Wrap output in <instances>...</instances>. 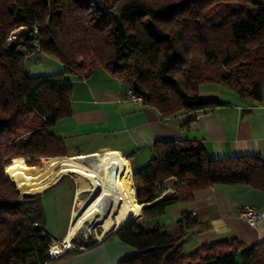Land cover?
<instances>
[{
    "label": "trees",
    "instance_id": "trees-1",
    "mask_svg": "<svg viewBox=\"0 0 264 264\" xmlns=\"http://www.w3.org/2000/svg\"><path fill=\"white\" fill-rule=\"evenodd\" d=\"M34 53L57 59L62 72L29 74L26 59ZM97 68L163 117L222 104L202 98L207 84L260 100L264 0H0V264L50 259L53 239L40 193H19L5 170L16 161L34 166L40 157L66 153L49 128L71 113V76ZM131 172L143 207L138 221L116 232L135 248L118 264H264V239L247 245L233 238L188 252L187 237L205 226L197 216L184 211L169 229L148 221L167 217L170 207L213 184L264 190L258 156L212 158L193 140H159L147 162ZM170 177L174 192L160 197Z\"/></svg>",
    "mask_w": 264,
    "mask_h": 264
},
{
    "label": "crops",
    "instance_id": "crops-1",
    "mask_svg": "<svg viewBox=\"0 0 264 264\" xmlns=\"http://www.w3.org/2000/svg\"><path fill=\"white\" fill-rule=\"evenodd\" d=\"M126 89L121 80L104 68H97L86 76H71V113L49 128L53 136L64 142L66 153L54 157L117 152L129 163L131 175L132 167L147 162L154 142L187 139L200 143L212 158L256 155L264 162V89L256 101L238 97L222 86L211 87L201 92L202 98L217 99L222 104L169 117H163L152 106L128 101ZM186 121H189L187 125ZM63 180L73 185L72 193L67 216L59 219L53 235L49 233L45 212V228L53 240H62L67 233L72 212L89 185L87 182L80 185L71 173L61 175L40 192L43 203L45 193L52 191L50 205L55 212L63 196L60 187ZM174 182L173 177L164 181L160 197L173 194ZM243 205L264 212V190L249 184H213L195 191L192 200L170 207L165 220L172 223L186 211L205 224L187 237L184 247H189L185 249L188 252L204 243L233 238L250 245L264 239V218L257 225H250L239 216ZM108 215L98 226L106 224ZM115 223L99 227L94 239L90 236L93 243H88L89 236L79 234L72 242L76 248L45 264H118L124 256L134 253L135 248L120 240Z\"/></svg>",
    "mask_w": 264,
    "mask_h": 264
},
{
    "label": "bare ground",
    "instance_id": "bare-ground-1",
    "mask_svg": "<svg viewBox=\"0 0 264 264\" xmlns=\"http://www.w3.org/2000/svg\"><path fill=\"white\" fill-rule=\"evenodd\" d=\"M112 169L115 172L111 175ZM70 173L78 182H87L89 185L83 191L87 193L86 196L76 205L78 211L75 207L72 212L71 224L62 239L65 246L72 248V238L82 227L97 230L110 212L112 214L108 216L113 215L115 229L128 225L141 215L142 206L135 199L129 163L117 152L50 157L35 169L17 162L5 170V175L21 194L42 192L61 175ZM79 193L78 190L77 201ZM76 211L77 216L74 215ZM55 248L61 249L58 243Z\"/></svg>",
    "mask_w": 264,
    "mask_h": 264
},
{
    "label": "rangeland",
    "instance_id": "rangeland-1",
    "mask_svg": "<svg viewBox=\"0 0 264 264\" xmlns=\"http://www.w3.org/2000/svg\"><path fill=\"white\" fill-rule=\"evenodd\" d=\"M19 31H20V29H17L14 32H15V34L17 33V35H18ZM26 70L31 75H47V74L60 73V72H62L63 67H62L61 63L57 59H55L53 57H50V56L42 54V53H34V54H32L31 56H29L26 59ZM211 85L212 84L202 85L201 88H200V92H205L206 90H208L210 88ZM60 157H62V156H60ZM43 158H45V159H43ZM48 159L49 158H47V157H40V158L37 159V162H36V164H34V166L29 165V164L26 163V161H25L26 157H24V162L27 165H29L28 167H30L32 169H35V168L40 167L45 162H47ZM17 162L18 161H16V163ZM18 163H20V162H18ZM27 165H25V166H27ZM78 183L80 185H85V183H82V182H78ZM60 187L63 189V191L61 190L62 191L61 194H63V196H62V199H61L60 203L57 205L58 208H55L56 212L50 205L53 202V199H51L53 197L52 191H51V193L49 191H47V193H45L44 198H43V203H44V206H45L46 217H48V229H49V233L51 235H53L56 232L59 219L62 218L63 215H65V217L67 216L68 207H69V201H70V196H71V193H72L73 185L71 183H67L66 180H63L61 182V186ZM55 189H56V187H54V190ZM31 194H35V193H31ZM86 194L82 193L81 196L85 197ZM141 209H142V207H141ZM141 209H140V214H141ZM112 217H113V215H112ZM140 217H141V215L138 218L132 220L131 222L138 221L140 219ZM107 218H108L107 221H106L107 226L105 224L104 226H101V228L110 227L111 224H114L113 218H111L109 216ZM166 218H167L166 216H164V218L163 217L150 218L148 221L150 223L160 222L161 224L165 225L164 229H169L171 227L172 223L170 221H166L165 220ZM97 230H99V228H97ZM95 231H96L95 228L86 230L84 227H82L78 231V233H75L74 237H78L79 234H81V235H84V236H86V235L89 236V237L91 236L94 239ZM91 237H90L89 241L92 242L93 240H91ZM74 240H75V238H74ZM74 240H73V242H74ZM89 241H88V243H91ZM188 248L189 247L186 248V246H185L184 250L188 249Z\"/></svg>",
    "mask_w": 264,
    "mask_h": 264
},
{
    "label": "built area",
    "instance_id": "built-area-1",
    "mask_svg": "<svg viewBox=\"0 0 264 264\" xmlns=\"http://www.w3.org/2000/svg\"><path fill=\"white\" fill-rule=\"evenodd\" d=\"M126 99L134 104H142L143 100L141 96L137 95L132 89H126ZM239 216L243 218L246 222H248L250 225H257L259 221H261L264 218V212H257L256 209L250 205H243L240 209ZM75 235V234H74ZM74 236L72 238V242L74 240ZM56 243H58V246L61 247L60 250H57ZM74 245L72 244V248L70 246H65L62 243V240H52L48 246L47 254L48 258L53 259L62 256L67 251L74 249ZM82 248V247H80Z\"/></svg>",
    "mask_w": 264,
    "mask_h": 264
},
{
    "label": "water",
    "instance_id": "water-1",
    "mask_svg": "<svg viewBox=\"0 0 264 264\" xmlns=\"http://www.w3.org/2000/svg\"><path fill=\"white\" fill-rule=\"evenodd\" d=\"M114 172H115V169L110 170V174H111V175L114 174ZM39 193H40V192H39ZM99 193H100V192H99ZM97 195H98V194H97ZM97 195H96V196H97ZM142 207H143V205H142ZM76 210L78 211V206L76 207ZM77 211H76L75 214H74L75 216L78 215V212H77ZM88 223H89V222H88ZM129 223H130V222H129ZM129 223H128V224H129Z\"/></svg>",
    "mask_w": 264,
    "mask_h": 264
}]
</instances>
